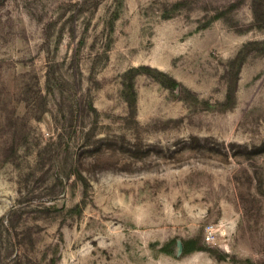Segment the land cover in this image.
Segmentation results:
<instances>
[{
    "label": "rangeland",
    "instance_id": "rangeland-1",
    "mask_svg": "<svg viewBox=\"0 0 264 264\" xmlns=\"http://www.w3.org/2000/svg\"><path fill=\"white\" fill-rule=\"evenodd\" d=\"M263 19L0 0V264H264Z\"/></svg>",
    "mask_w": 264,
    "mask_h": 264
},
{
    "label": "trees",
    "instance_id": "trees-1",
    "mask_svg": "<svg viewBox=\"0 0 264 264\" xmlns=\"http://www.w3.org/2000/svg\"><path fill=\"white\" fill-rule=\"evenodd\" d=\"M181 4H182L181 2H178L177 6L179 7ZM164 17L168 18V16H164ZM263 21H264V19H263ZM258 26L264 28V24H259V22H258ZM257 44L264 45V40L263 41H250L247 46H252V45H257ZM245 59H246V55H243V51L241 50L238 53V55L232 60L233 64H236V63L239 62L238 72L236 73L237 80H238V77H239V74H240V70L242 68V65H243ZM137 71H140V70H137ZM237 80H236V84H235L234 89L231 88L230 91H229V94L227 96V100L228 101H234L235 100V91H236V86H237ZM132 88L134 89L133 85H132ZM130 103H131L132 106H135V103H134L133 100L132 101L130 100Z\"/></svg>",
    "mask_w": 264,
    "mask_h": 264
},
{
    "label": "water",
    "instance_id": "water-1",
    "mask_svg": "<svg viewBox=\"0 0 264 264\" xmlns=\"http://www.w3.org/2000/svg\"><path fill=\"white\" fill-rule=\"evenodd\" d=\"M177 246H178V252H177V254L178 255H181L182 252H183V242L181 240H178L177 241Z\"/></svg>",
    "mask_w": 264,
    "mask_h": 264
}]
</instances>
